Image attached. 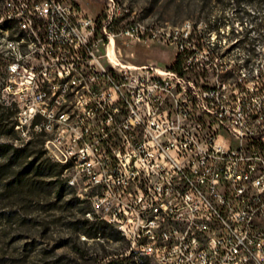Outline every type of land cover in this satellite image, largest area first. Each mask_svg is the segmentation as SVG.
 <instances>
[{"label": "built area", "instance_id": "2783aa9c", "mask_svg": "<svg viewBox=\"0 0 264 264\" xmlns=\"http://www.w3.org/2000/svg\"><path fill=\"white\" fill-rule=\"evenodd\" d=\"M119 10L115 0L99 17L69 0H4L0 18L30 33L21 41L4 31L0 44L13 144L41 136L91 213L126 231L134 258L264 264L261 109L253 118L217 79L123 61L116 40L139 41L147 29L115 30ZM190 29L184 22L167 38L177 55L193 53L184 70L194 64Z\"/></svg>", "mask_w": 264, "mask_h": 264}, {"label": "rangeland", "instance_id": "374dc122", "mask_svg": "<svg viewBox=\"0 0 264 264\" xmlns=\"http://www.w3.org/2000/svg\"><path fill=\"white\" fill-rule=\"evenodd\" d=\"M69 1L79 4L92 17H99L106 9V0ZM115 1L120 7L115 30L130 21L147 29L139 41L126 45L116 40L123 61L170 66L177 50L167 38L173 27L189 22L191 43L196 45L192 59L198 64L205 62L207 75L186 76L210 84H216L215 79L225 83L234 99L249 104L253 118L261 109L264 130V0ZM3 4L0 0V15ZM4 31H10L16 40L28 41L14 23L2 22L0 44ZM150 31L157 36L148 38ZM195 68L196 72L200 70ZM4 70L5 60L0 55V142H14L15 130L4 134L12 127L16 112L14 103L3 92ZM231 71L233 76L223 77ZM31 140L30 147L41 150V159L54 162L45 153L41 136ZM18 170L20 166H8L0 157V264H151L134 258L127 242L109 228L101 239L80 233L83 219L94 220L95 215H81L85 209L90 211L89 204L79 197L74 185L65 182L62 172L54 181L44 171L33 180L34 184H29V173L26 184L17 186L14 175ZM59 188L63 191L56 197ZM75 197L83 202L78 203Z\"/></svg>", "mask_w": 264, "mask_h": 264}, {"label": "trees", "instance_id": "16d2710c", "mask_svg": "<svg viewBox=\"0 0 264 264\" xmlns=\"http://www.w3.org/2000/svg\"><path fill=\"white\" fill-rule=\"evenodd\" d=\"M191 38H193V36H191ZM192 54H193L192 52H187L186 54H178L175 58V61L169 66L170 69L176 71L180 75H186L188 73H193V75H200V73L203 76L207 75L205 62L203 64L194 63L192 67L190 68L188 67L186 70L183 69L185 67L184 64L187 60V57ZM244 64H247V61H245ZM195 66H197V68L200 70L196 72ZM233 74L234 71H231L230 73L228 72L227 74L223 75V77L233 76ZM11 132H14V122L12 123V127L4 134L7 133L9 134ZM32 142L33 141L31 140L26 144L18 145V146L14 145L13 142H0V157L4 159V161L6 162V164H8V166L9 165L15 167L20 166V170L16 171L14 175L15 185L17 186L22 185V183L26 184L27 182L26 178H28L27 176L29 175V173H31V175H29L30 176L29 178L31 180L29 184H34L35 181L33 180H36V178L42 176L44 171L47 172L48 178L51 179L54 178V181L57 180V177L62 172V167L56 162H51L47 158L41 159V154H42L41 150L38 149L37 151H35L34 149H32L30 147ZM40 143L42 144L43 141ZM62 191L63 188H59L56 191V193H54L55 196L60 197ZM74 199L78 203L83 202L80 201L77 197H75ZM88 213L92 214L91 210L87 211L85 209L81 211L82 216H85V214ZM93 219L94 220H89L88 218H84L82 221V225H81L82 229L80 233L83 234L86 238H98V239L105 238L106 237L105 231L108 228L122 237V235L118 230L113 229L112 226L106 223L105 221L98 219L96 216H94ZM139 260L149 263L148 260L144 258H140Z\"/></svg>", "mask_w": 264, "mask_h": 264}, {"label": "bare ground", "instance_id": "6f19581e", "mask_svg": "<svg viewBox=\"0 0 264 264\" xmlns=\"http://www.w3.org/2000/svg\"><path fill=\"white\" fill-rule=\"evenodd\" d=\"M3 12H4V6H3ZM2 22H5V23H14L16 25V27H17V30L20 33H22L24 35V37L28 39V41L30 40V33H29V31L28 30H21L20 29V21L18 19H15V18H0V23H2ZM21 41H24V39H21ZM56 163L59 164L62 167V165L59 162H56ZM65 182L70 183L69 181H65ZM70 184L74 185V183H70ZM75 188H76V186H75ZM79 197H81L82 199H86V198H83L81 195H79ZM105 222L108 223L109 225H112V227H114L116 230H118L120 232V234L122 235V237L124 239H126V231H124L123 229H118V225L117 224H113L112 222H107V221H105ZM137 258H139V259L140 258L147 259V257H137Z\"/></svg>", "mask_w": 264, "mask_h": 264}]
</instances>
